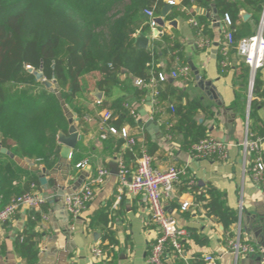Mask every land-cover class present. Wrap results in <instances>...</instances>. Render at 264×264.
<instances>
[{"label":"crops","instance_id":"1","mask_svg":"<svg viewBox=\"0 0 264 264\" xmlns=\"http://www.w3.org/2000/svg\"><path fill=\"white\" fill-rule=\"evenodd\" d=\"M164 3L167 1L164 0ZM212 4L218 9L215 2L203 7L187 3L185 0H177L164 18L165 24L163 26L157 24L147 35L150 37L149 48L158 44L160 52L164 48L162 38L165 34L182 42L183 56L191 68L192 78L186 80L183 77L170 76L168 82L171 86L166 83L161 85L164 93L162 104L167 110H171L173 104L186 107L190 103L210 108L212 114L201 108L192 112L197 125L202 126L207 134L230 144L226 159L193 158L190 147L183 146L182 134L175 137L166 135L164 127L166 121L162 118L164 113H161L162 104L158 102V106H155L150 101L151 92L148 88L146 95L138 98L134 88L142 86L138 85L136 82L138 79L129 75L126 70L121 80L126 81L127 86H116L111 100L122 99L137 107L135 122L123 126L127 127L137 140L133 150L136 154L142 153L143 150L147 151L148 142L157 146L153 155L154 167L166 169L175 165L186 168V174L181 176L173 193L164 198V204L167 212L176 218L178 224L187 232L183 240L187 256L193 260L198 256L204 258L205 255H212L215 261L210 264H235V256L229 248L228 240L240 235L243 241L256 243L254 235L245 231V228L252 225L253 218L259 219L260 215H264V188L256 186L250 175L244 171L245 158L241 146L247 120L252 134L261 137L256 135L260 129H264V99H256L258 104L255 111L253 110L254 116L250 117L251 76L246 86L245 77L241 76V64L244 61L238 55L236 46L231 48L227 57L223 55L222 43L226 32L231 31L230 25L221 15L220 25L215 26L211 19ZM161 10L155 17L162 15ZM240 14L242 20L249 23L255 34L259 25L252 18V13L243 9ZM246 14H249L248 18H245ZM202 20L206 26L202 24ZM193 21H197L198 24H194ZM237 24H240V21H237ZM155 30L158 31L157 35ZM169 58H161V65L166 69L175 70L185 64L181 59L169 63ZM193 65L205 82L210 81L212 84L210 87H214L213 93L219 96L222 104L219 105L207 94L208 86L199 85ZM259 75L261 89L264 90V70H260ZM96 90L92 92L94 100L85 103L87 108L96 109L95 102H101L105 98L104 92L99 90L103 92V97L99 101L94 95ZM254 99L253 95L251 102ZM104 113L100 114V117ZM100 117L99 114L97 116L87 114L84 116L85 123H76L82 140L73 150L72 168L67 179L66 169L58 166L59 156L56 163L47 168L54 171L48 175L47 185L40 184V188L33 186L34 190L45 198L44 203L36 209L20 210L13 220L0 226V264H27L17 253L15 246L16 238L26 227L32 211L38 215L34 230L37 234L39 257L35 264H147L152 245L159 235L158 228L152 222L151 211L143 194H125L119 197V174H115L112 168L120 157L128 166L135 168L138 155L127 156L126 143L118 152L106 148L105 139L101 137ZM73 156L79 157L78 161L75 162ZM13 159L23 169L37 176L41 171H34L32 166L44 167L37 165L30 158L15 155ZM79 163L83 165L77 167ZM103 168L108 169L109 174L102 183H94V199L80 216L73 218L67 211L63 197L73 191L72 186L84 171L88 173L84 181L86 182L95 180ZM73 170L76 171L75 175ZM25 182L24 175L13 184L22 186ZM210 188H215L225 206L236 212L238 215L236 222L226 226L220 216L209 214L207 203L210 199L208 193ZM184 201L191 203L185 211L181 209ZM110 233L115 238V243L105 239ZM96 244H100L107 252V258L103 261L96 262L93 259V247ZM166 264L179 263L172 256H168ZM237 264L253 262L250 256H240Z\"/></svg>","mask_w":264,"mask_h":264},{"label":"trees","instance_id":"2","mask_svg":"<svg viewBox=\"0 0 264 264\" xmlns=\"http://www.w3.org/2000/svg\"><path fill=\"white\" fill-rule=\"evenodd\" d=\"M200 6L215 2L220 15L231 19L230 30L235 45L242 38L253 35L247 21H243V9L252 13V18L260 25L264 0H185ZM164 0H0V141L3 146L20 158H30L37 165L52 167L60 156L58 134L68 130V120L56 93L37 81L28 66L42 70L44 76L55 79L60 85L62 97L77 113L80 124L84 116H97L112 111L106 121L109 126L121 129L126 123H134L135 117L125 106L128 101L111 100L113 90L118 85H126L121 76L126 70L135 79L148 83L159 72L172 71L161 65V58L171 61L184 60V46L178 39L165 34L162 38L163 50L157 45L149 49L134 46L139 32L151 33L150 18L145 13L154 9L157 15ZM240 21V24H237ZM206 26L205 21H201ZM237 50V49H236ZM241 76L248 85L250 67L241 64ZM158 101L162 104L161 85ZM101 90L105 98L95 102V108L85 103L94 100L92 92ZM138 98L147 93V86L134 88ZM250 117L254 116L256 99H264L259 71L254 80ZM166 135L184 136L183 146L192 147L207 136L206 130L197 125L194 109L201 108L213 113L210 108L198 103L186 107L173 104L167 110L162 104ZM254 110V111H253ZM102 119V116L100 117ZM264 137V129L258 135ZM126 143L122 137L109 134L104 146L118 152ZM147 152L154 155L157 146L146 143ZM138 151V149H136ZM127 156L141 155L125 151ZM264 155V154H263ZM74 157V156H73ZM78 161L79 157H74ZM73 175L76 171L73 170ZM26 176V182L14 185L15 180ZM39 176L23 169L9 155L0 152V209L14 197L40 188ZM210 194L207 207L209 214L221 217L226 226L238 220L234 210L226 207L215 188ZM2 204V205H1ZM38 215L31 212L29 221L16 238V251L27 264H35L39 257V245L34 226ZM105 239L115 243V238L107 235ZM187 247V245H186ZM182 264L181 260H177ZM191 264H207L200 256Z\"/></svg>","mask_w":264,"mask_h":264},{"label":"built area","instance_id":"3","mask_svg":"<svg viewBox=\"0 0 264 264\" xmlns=\"http://www.w3.org/2000/svg\"><path fill=\"white\" fill-rule=\"evenodd\" d=\"M167 3L174 5L177 0H166ZM145 13L150 18L151 27H155L157 23L154 18V9H147ZM224 21L231 25V19L228 15ZM198 24L197 21H193ZM233 46H236L238 55L250 67V94L249 103L253 96V87L255 76L258 71L264 70V11L259 25L258 31L239 40L235 45V39L232 31L226 32L225 40L222 43V53L225 57ZM225 65L226 63L223 62ZM170 76L173 78L183 77L186 80L192 78L191 68L188 64L180 65L171 73L161 71L156 76H152L148 83L141 79L136 82L140 86H147L150 89V101L158 106V96L160 93L159 85L165 82ZM125 106L130 109L131 114L137 115V107L133 104L126 103ZM249 110L247 118L249 117ZM112 111H106L102 116L101 137L107 138L109 134L120 136L126 140V148L130 151L134 150L136 145L135 136L130 134L127 127L117 129L114 126H109L106 121L111 117ZM264 137H255L249 130V121L247 120L246 132L241 146L244 150L245 165L244 171L249 174L252 182L259 187L264 188ZM230 144L220 141L207 134L199 142L192 145L190 153L193 158H220L228 157ZM153 156L146 150H143L137 158L135 168H131L126 164L122 157L117 159L119 166V197L125 194L138 195L143 194L148 202L152 222L156 224L159 235L152 245L147 264H166V257L172 256L175 260H181L182 264H191V259L187 256L184 247V238L186 230L182 228L176 218L169 214L164 204V198L170 196L176 184L179 182L182 175L186 174L185 167L175 165L169 166L166 169H158L153 165ZM83 163H79L77 167H81ZM109 170L106 168L100 169L99 176L95 180L86 181L81 186L72 192L67 193L63 197L64 204L70 216L76 218L88 207L89 203L94 199L95 190L94 183H102ZM45 198L42 194L33 191L26 192L14 197L6 206L0 209V226L13 220L20 210L36 209ZM190 201H184L181 205L183 211L190 207ZM229 248L235 256V264L240 256L246 257L260 251V247L256 243L245 242L240 235L232 237L228 240ZM107 258V252L100 244L93 247V259L103 261ZM204 261L207 264L214 263L215 258L212 255H205Z\"/></svg>","mask_w":264,"mask_h":264},{"label":"water","instance_id":"4","mask_svg":"<svg viewBox=\"0 0 264 264\" xmlns=\"http://www.w3.org/2000/svg\"><path fill=\"white\" fill-rule=\"evenodd\" d=\"M171 8H172V5L170 3H165L161 10L162 15L159 17H155L154 18L155 22L163 26L165 24L164 18L170 12ZM211 11H212V16H211L212 21L215 23V26H219L221 15L218 9L216 8L215 4H212ZM248 17H249V14H246L245 18H248ZM155 34L156 35L158 34L157 30H155ZM149 44H150V37L140 32L135 39L134 46L140 49H148ZM192 68L196 73V79L199 81V85L202 87H204V85L205 87L208 86V89H206L207 94L211 98H214L219 105L222 104L219 96L216 95V93H213L214 87L213 88L210 87L212 86L210 81L205 82V80L200 77V74L194 65L192 66ZM28 69L30 72L34 74L35 79L37 81H41L47 88L51 89L53 92L56 93L63 107L65 116L68 120V123H69L68 130L66 132L61 131L58 134V141L61 144L60 159L58 162V166H63L66 169V179H67L68 173L72 168L73 150L76 149V147L79 145V143L82 140V135L76 125V123L80 121V118L77 116V113L66 103V101L62 97V93L60 91V85L55 79L53 80L47 79L44 76V73L42 70L34 69L31 66H28ZM94 95L97 97L99 101H101L103 97V92L96 90L94 92ZM0 152L9 155L11 158H15V154L11 152L10 150H8L6 147H4L2 142H0ZM112 168L115 174H119L118 163L112 165ZM32 169L36 172L41 171V173L39 174V180L43 186H46L48 183V175L54 172V171L48 170L46 167L39 168L38 166H32ZM87 175L88 173L84 171L79 176L78 180H76L74 185L72 186L73 191L77 190L81 186V184L85 181ZM245 231L254 235L256 244L261 249L257 253L249 255L253 264H264V215H260L259 219L253 218L252 225L249 226L248 228H245Z\"/></svg>","mask_w":264,"mask_h":264}]
</instances>
